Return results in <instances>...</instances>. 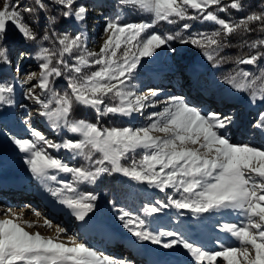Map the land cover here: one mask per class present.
Listing matches in <instances>:
<instances>
[{
	"label": "snow or ice",
	"instance_id": "6c2138e0",
	"mask_svg": "<svg viewBox=\"0 0 264 264\" xmlns=\"http://www.w3.org/2000/svg\"><path fill=\"white\" fill-rule=\"evenodd\" d=\"M33 3L35 7L21 9L20 4L5 0L0 8V64L11 63L6 43L10 28L25 42L37 45L32 58L38 61L39 78L27 90L25 99L39 106L38 114L53 130H65L74 138L56 142L31 126V138L11 137L12 144L24 154L32 177L69 209L77 221L86 222L96 207L97 196L80 192L78 185L96 184L104 175L119 174L138 185L166 193V202L143 207L144 218L117 209L123 227L137 241H150L164 249L182 247L193 264H264V149L230 142L224 132L232 117L219 112L203 113L182 97H170L161 111L148 114V122L142 127H104L99 123L104 116L130 117L154 106L149 102L158 96L159 90L149 89L147 94L138 95L132 90L131 81L144 59L154 57L157 50L174 40L200 49L217 67L223 60L217 57L229 46L233 35L259 32L257 39L246 42L250 52L235 58L237 67L225 77V83L237 92H249L253 102L264 101V67L259 66L264 60V8L248 11L233 21L217 13L244 11V0H117L121 8L137 10L148 15L149 20L122 23L117 14L106 22L107 39L97 52L86 47L82 33L55 31L61 20L83 23L87 17L84 5H78L77 0L48 3L33 0ZM49 6L55 13L48 17L51 35L46 32L38 37L25 22L23 13L49 10ZM197 19L212 22L216 28L187 37L180 31L163 35L150 31L161 22L174 24ZM190 27L187 22L182 24L184 31ZM43 41H51L52 47L43 46ZM25 55L20 53L21 58ZM240 65H250L257 72ZM35 76L30 74L29 79ZM57 78L67 81L62 93L53 87ZM36 89L46 99L37 95ZM14 91L13 84L0 83V107L15 104ZM77 107L94 111L97 122L73 119ZM25 123L29 121L26 119ZM253 127L264 132V112L258 114ZM49 149L64 150L73 158H81L84 164L70 166ZM60 173L70 175L71 180H58ZM49 182L60 186L52 187ZM168 190L173 194H168ZM110 203L115 207L114 202ZM166 208L184 210L193 217L224 212L238 215L239 223H224L219 229L234 243L217 240L218 250H208L180 231H151L145 218ZM2 215L5 218L0 219V264H129L103 255L74 236H68L64 242L61 237L67 230L63 227L56 226L55 237H46L26 230L38 224L24 220L23 213L8 209ZM34 215L42 216L35 210ZM39 226L53 225L45 217Z\"/></svg>",
	"mask_w": 264,
	"mask_h": 264
},
{
	"label": "rangeland",
	"instance_id": "374dc122",
	"mask_svg": "<svg viewBox=\"0 0 264 264\" xmlns=\"http://www.w3.org/2000/svg\"><path fill=\"white\" fill-rule=\"evenodd\" d=\"M4 2L5 0H0V8H3ZM12 2L14 4H20L21 9H23L25 6L35 7L33 0H26V2L23 0H12ZM45 2L48 3L49 0H45ZM225 2H227V0H225ZM77 4H82L87 8V17L85 21L78 24L72 21H65V24L62 26V28L58 29L56 32L59 33L61 31H69L72 33H82L85 38V45L91 51H99L101 44L105 39H107V34L104 32V26L106 22L119 14L112 10V6H115L119 11L121 9L125 11L124 15L119 14L122 18V23H133L140 22L142 20H149L148 15L137 10L121 8V6L118 5L117 0H77ZM50 8L51 6H49V10H38L34 13H23L25 22L31 25L38 37H43L46 32L51 35V31L47 30V27L50 26L45 25V27H43L44 25H42V22H39V19L37 20L34 17V14L44 15V20L47 18L46 14L55 15L54 12H51ZM212 10L215 11L214 8ZM150 31H154V29H151ZM12 42L14 47L11 45ZM6 43L10 47L9 56L11 63L0 64V83H10L14 85L15 91L13 93V98L15 104L11 107H0V175H10L13 177L15 182L18 184L20 183V185L17 186L16 189L1 190L0 202L7 199H14L16 202L13 206H19L23 204L25 199H29L37 202L39 205L44 204L48 207L49 205L46 202H50L52 198L49 197V195L47 197V194L45 193V187L32 177L31 173L28 171L27 165L24 163V154L19 152L15 145L12 144L10 138L13 136L21 139L31 138L29 131V127L31 126L41 131L50 140L56 142H61L62 140L57 139L50 129V124L48 121L38 114L39 106L31 100L25 99V93L30 87H32V85L37 83L39 78L40 70L38 67V61L32 58L34 53L29 54L27 52V49L23 47V44L27 42L22 39L18 32L11 28L7 33ZM33 45L36 49L37 45ZM43 46L52 47V43L51 41H43ZM248 51L250 52L249 48ZM21 52H24L27 55L21 58ZM180 52H182L183 56L179 55ZM195 66H200L199 69H202V71L205 70L206 72L204 71L197 84L196 96L198 97L193 98L192 100L188 97L187 99L189 102L187 103L201 110L203 113L219 112L222 116L232 117V122L229 124L224 134L233 144H247L264 149V132L253 127L258 119V114L264 112V107L257 103V101L253 102L250 98V95L225 96V94H220V96H218L216 90L220 88V84L216 83L213 79V73L217 67H214L213 63L209 62L201 51L198 55L195 54L193 57H190V54L185 51V45L183 44L179 48H170L168 46H164L157 50V53L154 55V57L144 59L141 62L140 67L137 69L135 77L131 81L132 90L138 95L147 94L149 89L159 90L158 96L152 98V101L149 102L150 105L154 104V106L146 107L143 112L134 113L130 117L110 115L107 116L109 120L108 123H103L100 119L99 123L104 127L138 128L144 126L148 122L147 117L149 113L153 111H161L162 108L166 106V102L170 97H181L178 93L171 92L173 89H171V87L175 84V78L180 75L181 71L185 72L184 78H187L193 71L191 67L194 68ZM32 73H35L36 76L30 80L29 75ZM165 78L170 82L173 80L171 87L168 84H165ZM180 84L181 81L178 82V85ZM66 85L67 81L63 78H57L53 82L55 91L58 92L57 90L59 89V93H62L66 90ZM178 89L181 90L182 88L178 87ZM198 90H202L205 94L201 95ZM36 94L41 95L42 98L46 99L45 94L41 93L39 89H36ZM202 103H205V105ZM22 105L23 107H21ZM92 117L94 119L93 123H96L98 118L94 112L92 113ZM26 119L29 121V123H25ZM63 131L64 133L62 134V139L74 138L72 137V134L67 133L65 130ZM155 134L160 135L159 133ZM48 151H50L53 155H58L62 160H64V162L71 166V164L67 162L66 158L71 153H68L64 150L56 152L53 149H49ZM114 175H116L117 178L127 179L119 174ZM58 180L70 181L71 176L60 173L58 175ZM49 183L52 187L60 186L56 182ZM142 186L144 189L150 188L147 185ZM93 194L97 196V200L95 201L96 207L93 213H90L89 215L97 217L111 231L109 232L105 230L108 232L107 235L101 236L103 232L102 231L100 236H98V233H94L91 227L89 229L94 234H96V236L102 237L104 240H108V245H111V247H106L104 249L103 247H105V244L99 243L97 239L93 237L90 238L91 240L88 239V237L85 241L80 239L81 234L80 232L77 233L79 231L77 220L72 218V215H61L60 212H64L61 211V209L60 211L58 210L60 215L58 220H56L55 223L53 222V224H55L54 226H62L65 222H69L70 228L72 227L73 229L72 235L80 242L86 243L89 247L95 249L98 252L107 253L108 250H111L110 248H116L117 246H120L119 248L122 249L123 247H129L130 249L124 250L129 253L135 247L134 245H139L145 246L146 248L154 247L158 251H179L180 255L187 254L189 260H192L190 255L182 247L164 249L162 246L154 245L150 241H137L136 238L133 237L131 233L123 227V222L118 218L119 212H116L105 205L102 194ZM168 194H173L172 190H168ZM160 195L162 198H164V202H166V193L161 192ZM160 195L155 192L151 196L150 201H148L149 205L156 204L158 200L155 201L153 198L159 199ZM55 200L56 199H54L53 202L58 203V201ZM54 205H56V203ZM44 210V216H47L48 219H50L51 212H49L46 208H44ZM31 215V213H28L26 214L25 218L32 217ZM147 220L149 229L155 233H159L160 231H180L194 244L202 246L208 250H218L217 240H221L225 244L234 243L233 240L225 238L226 234L219 231L220 226L224 223H239L241 217L229 212H224L222 214H205L203 217H193L191 213L184 210L177 212V210L174 208H166L162 212L157 213L152 217H147ZM43 231L48 232L49 230H47L46 226H44ZM162 239L167 240L169 238L164 237ZM128 253L126 255H128L129 260L131 259L130 264H135V261L132 259L134 256H137L136 253L132 252V256ZM112 255L110 256L117 260H120V258H127L121 254V252ZM187 256H185L187 259L186 264H189L190 262L188 261ZM139 259L136 260L138 263L143 258L141 260Z\"/></svg>",
	"mask_w": 264,
	"mask_h": 264
},
{
	"label": "trees",
	"instance_id": "16d2710c",
	"mask_svg": "<svg viewBox=\"0 0 264 264\" xmlns=\"http://www.w3.org/2000/svg\"><path fill=\"white\" fill-rule=\"evenodd\" d=\"M26 2V0H23ZM245 4V9L244 11L241 12H236L235 10H230L229 12H223L220 13L218 12L217 14L223 18V19H230L233 21L238 20L239 18L245 16L248 11H260L262 8H264V0H244ZM27 7V6H25ZM215 9V8H214ZM112 10L116 13H119L121 15H124L123 9L120 11L115 7L112 6ZM216 11V9H215ZM44 18V15L42 14H34V17L38 20L39 22H42L43 27L45 25L49 26L48 24V17ZM184 22H187L191 25L190 29L187 31H184L182 28V24ZM65 24V21H59L55 25V31H58V29H61L62 26ZM46 26V27H47ZM253 27H256L253 25ZM216 28V25L209 23V22H204L202 20H189V21H177L174 24H168L166 22H161L159 23L154 29L159 34H175L176 32L180 31L182 34L187 37L199 32H211ZM47 30H50V27H47ZM261 34L259 32L253 31L251 33H243V34H237L233 35L230 38V43L229 46L223 48L219 56V58H223L222 62L217 66L216 70L213 73V79L216 83L220 84V88L216 90L217 95L220 96V94H225L227 95H247L249 96V92H237L234 89L230 87L227 83H225V77H227L230 73H233L234 70L236 69V65L234 63L235 58L238 56H243L245 54H248V47L246 46V42H251L255 39L258 38ZM12 47H14L13 42L11 43ZM22 45V44H21ZM27 52L29 54H33L35 49V46L33 44H23ZM182 44L178 42V40L170 41L169 44L167 45L170 48L173 47H181ZM185 45V44H183ZM20 46V45H19ZM10 49V47L8 46ZM185 51L190 54V57H193L195 54L198 55L200 53V49L187 44L185 45ZM254 51V50H252ZM179 55H182V52L179 53ZM260 67H264V60H261L259 62ZM239 67L245 68L246 70L252 71L253 73L257 72L256 68H253L250 65H240ZM59 93V89L57 90ZM257 103L261 104L264 107V101L261 100H256ZM94 111L87 109V108H82V107H77L73 114L72 118L73 119H84L90 122H94V119L92 117V113ZM95 113V112H94ZM96 114V113H95ZM110 116V115H108ZM103 123H108L109 120L107 116L99 118ZM107 120V121H106ZM50 129L54 133V135L57 137L59 140L62 139V134L64 133L63 130H53L50 126ZM67 162L71 164V166H76L79 167L82 164H84V161L79 158H73L72 154L68 155L67 157ZM130 163V161L126 162ZM78 189L81 192H91V193H96V194H102L103 200L105 205H107L110 209L119 212L117 209H124L125 211H128L133 214L140 215L142 218L143 213L142 209L143 207L149 205L148 201H150L151 196L156 192L158 195H160L159 190L151 189V188H146L142 185H138L133 181H129L128 179L124 178H117L116 175H104L102 176L96 184H81L78 185ZM155 201H161L164 202V198L159 196V199L153 198ZM115 203V207L113 206V203ZM147 219V218H145Z\"/></svg>",
	"mask_w": 264,
	"mask_h": 264
},
{
	"label": "bare ground",
	"instance_id": "6f19581e",
	"mask_svg": "<svg viewBox=\"0 0 264 264\" xmlns=\"http://www.w3.org/2000/svg\"><path fill=\"white\" fill-rule=\"evenodd\" d=\"M189 66H190V64H189ZM199 67L200 66H195L194 69H196L197 71L199 70L203 74L204 72L202 71V69H199ZM199 77H201V76L199 75ZM166 83L172 84L173 80H171V82H170L168 79H166ZM196 89L197 88H195V87L194 88H192V87L189 88L187 85L185 86V95H186V100L187 101H188V99H187L188 97L191 100L193 98L198 97V96H196L197 95ZM177 90H179L178 86L175 87V91H177ZM202 100H201V102H202ZM7 185H13L12 189H16L17 186L20 185V183L18 184L17 182L13 181L11 178H8L6 176L0 175V191L3 190V189L7 190L8 189L6 187ZM49 197H51L52 199H55L51 194L49 195ZM15 202L16 201H14V199H10V200L7 199V200H3L2 202H0V219L5 218L4 215H2V213L6 212L8 209H11L14 213H17V214L23 213V219L24 220L37 222V224H38V226L33 227L31 229H26V230L34 231V232H40L41 235L46 236V237H55V235H56V233H55L56 226H54L55 224H53V222L55 223L56 220H58V218L60 216L58 210L60 211V209H61V211L66 212L68 214V216L71 215L70 210L65 208L59 202L58 203L55 202L56 205H54L55 203L48 204L49 205L48 207L46 205H44V204L43 205H39L37 202H35L33 200H29V199H25L23 204H21L19 206H13L15 204ZM44 208H46L49 212H51L50 220L52 221V225L53 226L51 227V229L46 227V229L49 230L48 231L49 233L46 232V231H43V227L44 226H39V225L43 224V218L45 217L44 216L45 215ZM34 210L35 211H39L42 214V216L41 217L35 216L34 215ZM28 213H31L32 217L25 218L26 214H28ZM38 219H40V220H38ZM68 220H70V219H68ZM79 222H81V221H79ZM86 223H87V226L89 228L91 227L93 229L92 231H94V233L95 232H96V234L98 233V236H100L102 231L103 232H102L101 236H106L107 235L108 232H106L105 230H107L109 232L111 231L104 223H102L97 217H95L93 215L92 216L89 215V217L86 218ZM60 227H63V228H65L67 230L66 234L62 236V239H66V240H63V241L67 242V237L68 236H73L72 235L73 234L72 233L73 229H72V227L70 228V223L69 222L68 223L65 222L62 226L60 225ZM52 229H53V232H52ZM79 232L80 231H78L77 233H79ZM94 233L92 232V234H94ZM81 235H80V237H81ZM98 236H96V237H98ZM125 243H127V242H125ZM134 246L135 247L133 248V250L132 251L130 250L131 252H129V253L124 251V250L121 251L122 248H119L120 246L119 247L117 246L116 248H110L113 251L108 250L107 253L106 252H100V253L112 258L110 255L118 254L119 252H121V254H123L124 256L127 257V258H124L123 260L128 261L129 264L131 262L130 261L131 259L129 260L128 255H126V254L128 253L129 255L131 254V256H132V254H133L132 252L136 253V255H137V256L133 257V259L135 261V264L138 263V261H136V260L139 259V258H140L139 260H141L142 258L145 259L146 260L145 264H186L187 263V259L185 257V256H187V254L180 255L179 251H175V252H172V251H169V250H160V251H158L154 247L146 248L145 246H139V245H134ZM124 249L128 250L130 248L129 247H125ZM108 252H110V253H108ZM120 259H122V258H120ZM188 261L190 262L189 264H193L192 260H189V257H188Z\"/></svg>",
	"mask_w": 264,
	"mask_h": 264
}]
</instances>
